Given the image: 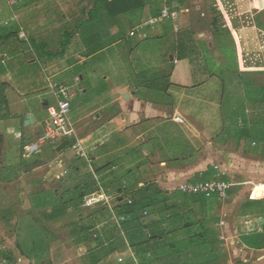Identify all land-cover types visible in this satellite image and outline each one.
<instances>
[{
    "label": "crops",
    "instance_id": "1",
    "mask_svg": "<svg viewBox=\"0 0 264 264\" xmlns=\"http://www.w3.org/2000/svg\"><path fill=\"white\" fill-rule=\"evenodd\" d=\"M23 1L26 2L20 8L13 10L12 7L18 4L17 0H7L12 13L9 14L10 17L5 15L6 18L3 19L6 26L15 23L19 29L7 27L2 31L0 28V232L5 225L1 224V220H4L1 217L2 211L11 212L14 208L34 210L42 214V221H46L44 213L46 210L51 211L47 201L52 196L62 199L61 193L73 195L83 190L93 195L85 206L95 198H110L111 203L110 200L99 203L112 206L118 204L117 196L125 192V187L135 191L154 184L173 206L174 217L181 215L176 220L178 225L196 223L200 226L203 223L212 231L209 244L214 249L210 247L208 254H205L202 249L183 248L168 252L162 260H155L156 256L148 255L152 260L143 263L128 244L106 253L99 249L94 240L96 235L89 241L79 242L70 232L69 241L74 243L70 253L66 248L62 249V244L57 247L56 252H51L48 250V240L40 238L31 242L45 240V250L35 254L30 250V260L22 257L18 261L22 260V264H264V138L257 139L252 135L256 128L264 133V122H254L251 114H246L245 118L237 121L238 129L233 134L226 132L224 124V128L212 124L215 119L213 108H221L213 99L217 93L218 97L222 96V91L220 94L209 83H221L227 94L233 92L226 84L233 83L232 73L219 76L215 74L217 70L210 69L214 64L220 67V59L209 58L206 64L198 67L197 74L192 75L189 64L190 46H193V42L191 38L184 37L187 51L182 50V54L187 53V57L181 62L178 58L181 52H178L176 59L171 57V61H176L177 65L174 74L165 78L171 85L169 91H172L173 84L187 87L197 80L201 83L196 89H192L194 84H191L189 91L186 90L187 95L183 94L178 104H173L172 96L167 95V87L160 89L154 84L158 81V75L152 69L143 71L137 68L129 80L122 81L116 75L102 76L105 80L100 83L103 97L98 100L97 111L100 110V114L97 112L95 119L104 122L102 129L105 133L102 134V139L97 137L98 140L93 133L88 137L86 145L78 141L82 144L83 153L79 156L73 152L75 157H91L87 161L90 171L82 175L84 172L76 167L69 180L70 184L66 181L63 185L69 174V167L62 154L73 146L72 139L63 152L58 151V148L65 140L47 145L40 143L45 122L50 118V108L56 107L62 99L58 87L65 83H58L56 80L76 65L86 66L90 75L95 72L92 68L89 69L91 61L101 56L106 49L89 52L86 44H93L94 35L98 33L100 36L98 35V41L94 45L97 46L99 40L104 44V39L106 41L109 38L110 30L108 26L105 27L108 21L102 12L98 20L88 22V12L94 3L84 15H64L65 22L73 24L76 20L77 24L72 31L74 36L69 44L71 48L68 47L64 53L59 54L63 49H57L55 44L62 37L57 38L55 32L47 42L44 31L41 33L40 26L47 19L45 11H40L39 6L34 8L25 4L30 0ZM58 1L61 5L62 0ZM154 1L149 0L147 3V7L150 6V16L153 15ZM172 1L161 0L159 14L151 18L158 17L165 7L182 11L178 21L181 31L193 27V14L199 9V4L195 7V3L201 1L202 6H206L210 0H184L185 3L180 8L174 6ZM211 2L213 8L223 16L225 28L233 43V67L229 71L236 70L239 78L247 74L251 76L264 73V6H259L258 0ZM200 14L206 17L204 12ZM2 15L4 13L0 10V16ZM78 16L85 17L80 24L76 19ZM84 22L87 24L82 26ZM99 25H102V30L97 32ZM160 27L162 37L165 38L176 32L175 23L171 20L161 23ZM147 30L148 27L144 36L151 33ZM135 38L130 37L127 41L132 49L142 44L135 42ZM215 42L219 43L216 39ZM214 46L215 44L208 43L209 49L212 50ZM107 48L109 49L108 46ZM224 52H227V47H224ZM73 57L76 62L70 63ZM102 71L104 74L105 71ZM72 77L70 78L74 82L79 83L86 79L78 73ZM65 86L74 93V100L78 96L73 91L75 84ZM87 92V88L81 91ZM126 94L130 95L128 99L125 98ZM30 114L34 116L35 123L26 126ZM71 114L72 107L69 120L74 127ZM242 130L251 136L239 137L238 133ZM131 131L134 139L129 137L128 132ZM231 138L234 140L232 143ZM32 147L35 148L31 150ZM63 171H68V174L61 176ZM215 177L227 180L232 185L225 201L201 200L202 196L184 194L179 190L184 183ZM41 180L54 181L58 187L54 191L47 189ZM14 195L17 201L13 200ZM92 207L96 206H90ZM72 209L73 207L69 214ZM64 217L47 223H57ZM167 237L169 241L181 242L189 240L191 236L182 233ZM7 259L9 258L1 254L0 264H7Z\"/></svg>",
    "mask_w": 264,
    "mask_h": 264
},
{
    "label": "rangeland",
    "instance_id": "2",
    "mask_svg": "<svg viewBox=\"0 0 264 264\" xmlns=\"http://www.w3.org/2000/svg\"><path fill=\"white\" fill-rule=\"evenodd\" d=\"M75 1L62 0L61 5L58 0H30V2L25 3L28 4L29 7L35 8L39 6L38 9H40V11H45L47 19H45L44 23L40 26L41 33L44 31L47 42L49 41L48 39L51 38L52 35H54L53 33L55 32V36L57 38H59L58 36H61L62 40L60 39L61 41H58L55 44L57 49L62 50L66 48V45L63 48L64 43L67 42H65V39L68 38L70 39L69 42H71V39H73L74 36L72 31L75 29L77 24L76 20L73 24L65 22L64 15H68L70 17L80 14L84 15L86 14L85 11L93 5L95 0H77L76 2ZM17 2L18 4L15 7H12L13 10L20 8V6L26 1L17 0ZM200 2L195 3V7L199 4V9H196L193 14V27L190 30H187L185 28L179 32L174 31V33L170 37L165 38L162 37L163 33L161 34L162 29L161 27L159 28L160 24L151 26L150 28L148 27V30H150L151 33H148V35L145 36L143 35L145 33H143L140 37H134L135 42L137 41L142 43L141 45L139 44L138 46H136L135 49L130 48V43L127 42L128 40H130L128 39L130 38V32L137 29L138 26L146 23L151 17L154 16V14L150 16V6L147 7L148 5H146L145 9H143L142 11H140L139 9H135L132 12L119 15L116 18L111 17L108 12H105L104 10L102 11L103 17L106 18L108 21V23L106 22L107 25L105 27L108 26L110 30L109 35L106 34L109 36V38L106 39V41L104 39V44H102L99 40V44H97V47L94 44L96 43V41H98V37L100 36V33H98L94 35L95 38L93 44H86L87 49H89V52H94L97 50L99 51L103 48L106 49L101 56L99 55L97 58H94L91 61L89 69L92 68L93 70H95V72L90 75V71L87 73L88 70L86 66L76 65L74 66V68H72L70 72L64 73L62 77L56 80V82L58 83L64 82L65 84L61 85L64 87H66V84L67 86H73L74 83L75 87L73 91L78 93V96L72 102L71 119L75 129V133L72 137L73 143H76L80 140L83 145H86L88 137H90V135H92L93 133L96 134L94 135L96 139L97 137L102 139V134L105 133L103 132L104 129H102V124L104 122L97 121L95 119V115L97 112L100 114V110L97 111L99 107L98 100L103 97V90L100 83L105 81L103 77H106V75H116L122 81L129 80L130 77L133 76L135 69L137 68L138 70L141 69L143 71L152 69L156 71L158 75V81H156L154 84L157 85V87L160 89L167 87L165 91H167L168 96H172L174 101L173 104H178L181 98L183 97L182 95H187L186 93L189 91V88L193 84L194 86L192 87V89H196V87L199 86V84L201 83L198 80L193 83H189L190 86L187 87L173 84L171 89L172 91H169V87L171 88V85L169 84V82H166L165 79L166 77H169V75L174 74L177 62L171 61V57L174 56V58L176 59V55L182 49V47L180 46V49L178 51L176 47H178V45H181L182 43L185 44L186 38L184 37L191 38L193 42L192 47L189 45L191 60L189 68L192 75H196L199 69L198 67L206 64V61H208L209 58H219L221 66H215L214 64L210 67V69L217 70L215 71V74H219V76L220 74L226 75L230 73H232V75L234 76L233 78L235 82L233 80V83H226L228 84V86H230V90H232L233 92H231V94L228 93V95L224 98L222 96L218 97L219 94L217 93L218 96L216 95L213 99L218 102L221 108H213L214 111H212V114L214 115L215 119L212 124L220 128L225 127L227 133L233 134V132H236L237 121L242 117L245 118L246 114H251L252 120L254 119V122H264V73H259L258 75L251 76L247 74L248 76H240L239 78V76H237L238 74H236L238 73L236 70H228L229 68L233 67L232 61L234 59V55L232 54L233 43L231 42V38L229 33L227 32V28H225V22L223 20L224 18L219 13V11H216L215 8H213V3L211 2V0L208 1V4L206 6H202L203 3ZM257 4L261 7L264 6V0H258ZM0 10H2L4 13V15L0 16V28L2 29V31L7 27H9V29H12L13 27L17 28V24L12 23L10 26H6V23L3 21V19L6 18L5 15H8V17H10L9 14L12 13V10L11 8H9V3L7 2V0H0ZM199 10L200 12H204L206 14V17H202ZM91 12L93 13V11ZM91 12H88V16L91 15ZM84 18L85 17L80 16L76 19L79 20L78 23L80 24L83 20H85ZM215 21L216 24H214ZM58 30L60 31V33L57 32ZM101 30L102 25H99V28L96 31L100 32ZM83 36H85V34H83ZM215 39L219 41V43H216ZM203 41L205 43H203ZM77 42L80 43L79 41ZM210 42L213 43V45L215 44L212 50L208 47V43ZM107 46L109 47V49L107 48ZM79 47L83 48V46ZM224 47H227V52H224ZM70 48L71 47H69V49ZM75 62L76 61L73 57L70 63ZM99 64H102L99 67L100 69L96 68ZM102 70L105 71L104 74ZM75 73H78L79 76L83 75L86 78L85 81H83L82 83H79V81L74 82V79H72L74 77L72 76ZM117 77L115 78V80L117 79ZM67 78H69V81L67 80ZM110 80H112V83L115 82L116 84L115 80L111 78ZM167 83L169 84L168 86ZM210 84L212 85L211 88L213 87L217 92L219 91L220 94L221 91L224 90L223 85L221 83L216 84L214 81H212L209 83V85ZM84 88L88 89L87 93H81ZM187 89L188 91H186ZM212 95L214 96L215 94L213 93ZM173 107L175 106L173 105ZM174 117L175 115H173V118ZM256 129L254 132L255 134H252L253 137L257 139H263V131L258 130V128ZM132 132L133 131L128 132L129 137L131 139H134V135ZM91 139L92 138H90V140ZM230 141L232 143L234 140L231 138ZM47 144H50V142H47L46 145ZM54 146H56V144ZM70 148L67 151L63 150L64 153L62 154L65 158L66 165H68L69 167V174L64 179L63 185H65L64 182L66 181L70 184L69 180L74 174L76 167H79V169L84 172L82 175H86L88 172H85L90 171L89 162L87 161L88 159L91 160V157H89L88 155H86V157H75V154L73 152V146ZM42 182L43 181L41 180V183ZM53 182L54 181H45L42 184L45 183L44 185L47 187V189L51 188L52 191H54L58 187V185H55ZM60 196L63 197L62 199H67L72 196V194L61 193ZM13 200L17 201L15 195ZM111 201L112 199H110L109 203H111ZM104 204L105 203L95 204L94 206L96 207L94 208H90V206L88 207L84 205L81 208V212L75 214V211L72 210L70 211L71 214L65 215L64 219L57 223H47V221H42V214L34 210L14 208V210H11V212L2 211L1 217H3L4 220H1V224L3 223L5 225L2 226L0 232V255L4 254L5 257L9 258L7 259V264H22V260H20V263L18 259L26 258L30 260L29 252L33 249L31 246V241L40 238H46L48 240L47 244L49 251L56 252L58 250L57 247L62 244V249L66 248L68 253H70L69 251L72 250L70 248L74 244L73 242L69 241V234L72 230V225H70V221L73 222L77 221V219L79 218H85L87 215L99 210ZM116 205H105L108 207L107 212L106 209H103L104 211H102L106 219L111 218L108 221L109 225L105 224L107 228H109V232L116 225H118V220L116 216L117 212L115 208ZM110 213H112L113 215L109 218ZM108 239L111 240L113 238L110 237Z\"/></svg>",
    "mask_w": 264,
    "mask_h": 264
},
{
    "label": "trees",
    "instance_id": "3",
    "mask_svg": "<svg viewBox=\"0 0 264 264\" xmlns=\"http://www.w3.org/2000/svg\"><path fill=\"white\" fill-rule=\"evenodd\" d=\"M148 1L149 0H95L94 6L91 9L93 13L90 11L91 15L88 22L98 20L102 9L108 12L111 17L116 18L119 15L132 12L135 9H139L140 11L143 10ZM157 1L152 3L154 16H157L161 10V0ZM171 3L180 8L185 2L184 0H175ZM85 24H87V22H84L82 26ZM214 24H216V21ZM69 41L70 39H65L66 43H64L63 48L65 45L66 48L59 54L65 52L70 44ZM180 46L183 49H181V55H179L178 58L182 60L187 57V53L182 54V52L187 51V45L184 43L178 45V51ZM230 69L231 68L228 70ZM227 95L225 90L222 91L223 98ZM238 135L239 137L251 136L247 131L243 130L238 133ZM131 189L132 188L125 187V192L117 196L118 204L115 208L118 225L111 229L110 232L106 225L113 214L110 213V219H106L102 211L106 209L107 212L108 207L102 205L96 212L94 211V213L87 215L85 218H79L77 221H73L71 224V233L79 242L89 241L92 236L96 235L94 240L99 249H102L106 253L113 252L117 250L118 247L128 244L137 258L140 261L142 260L143 263H148L152 260V257L148 258V255L156 256L155 260H162L168 252L183 248L187 250L202 249L205 254H208L210 247L214 249L209 244L210 237L213 235L212 231L207 229L203 223H200V226L196 223L178 225L176 220L180 218L181 215L177 214L174 217L172 211L173 206L170 205L168 198L156 187V185H145L136 191ZM90 193L91 192L80 190L69 198L63 199L64 201L59 197H50L47 201V205L51 207V211H45L46 221H52L69 214L71 207H73L72 210L75 211V214L81 212L82 206L93 196ZM201 200H208V198L201 197ZM145 212H147V215H144ZM173 219L175 220L172 222ZM182 233L189 235V237L191 236L190 239L181 242H173L167 239L168 235ZM110 237L113 239L106 240V238ZM203 238H206V240H203ZM31 246L33 248L32 253L35 254L38 251L45 250L46 242L38 240L33 242ZM208 259L210 260V258Z\"/></svg>",
    "mask_w": 264,
    "mask_h": 264
},
{
    "label": "built area",
    "instance_id": "4",
    "mask_svg": "<svg viewBox=\"0 0 264 264\" xmlns=\"http://www.w3.org/2000/svg\"><path fill=\"white\" fill-rule=\"evenodd\" d=\"M181 15L182 11H174L169 7H165L158 17L150 18L146 23L131 31L130 37L141 36L146 30V27L161 24L167 20H171L175 23V29L178 32L180 30L178 21L180 20ZM58 91L62 95V99L58 102L56 107L50 108V118L45 122L44 134L40 138V143L42 144H46L47 142L57 143L64 140H71L75 133V129L69 120L74 95L64 86L58 87ZM34 148L35 147H32L31 150ZM73 149L79 156L83 153L82 144L78 141L73 144ZM66 174H68V172L63 171L61 176H65ZM231 187L232 185L229 181L215 177L213 179L199 182L184 183L179 187V190L184 194H192L208 199L225 201L229 197ZM105 200H110V198H95L89 201L87 205L94 206ZM144 215H147V212H145Z\"/></svg>",
    "mask_w": 264,
    "mask_h": 264
},
{
    "label": "water",
    "instance_id": "5",
    "mask_svg": "<svg viewBox=\"0 0 264 264\" xmlns=\"http://www.w3.org/2000/svg\"><path fill=\"white\" fill-rule=\"evenodd\" d=\"M129 94H126V99L129 98ZM35 123V118L32 114H30L28 117H27V121L25 123L26 126H31V125H34ZM69 145V140H65L61 146L58 148V151H62L63 149H65L67 146Z\"/></svg>",
    "mask_w": 264,
    "mask_h": 264
}]
</instances>
